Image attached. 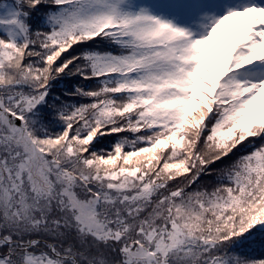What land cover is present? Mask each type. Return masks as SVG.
Returning a JSON list of instances; mask_svg holds the SVG:
<instances>
[{
  "label": "snow or ice",
  "instance_id": "6c2138e0",
  "mask_svg": "<svg viewBox=\"0 0 264 264\" xmlns=\"http://www.w3.org/2000/svg\"><path fill=\"white\" fill-rule=\"evenodd\" d=\"M0 264H264V0H0Z\"/></svg>",
  "mask_w": 264,
  "mask_h": 264
},
{
  "label": "rangeland",
  "instance_id": "374dc122",
  "mask_svg": "<svg viewBox=\"0 0 264 264\" xmlns=\"http://www.w3.org/2000/svg\"><path fill=\"white\" fill-rule=\"evenodd\" d=\"M225 42H227V41H225Z\"/></svg>",
  "mask_w": 264,
  "mask_h": 264
}]
</instances>
